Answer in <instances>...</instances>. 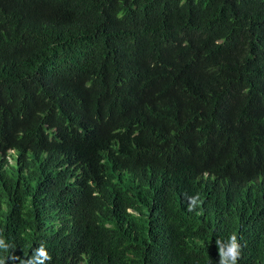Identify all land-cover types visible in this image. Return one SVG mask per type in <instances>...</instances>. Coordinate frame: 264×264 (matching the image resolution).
<instances>
[{
    "label": "trees",
    "instance_id": "obj_1",
    "mask_svg": "<svg viewBox=\"0 0 264 264\" xmlns=\"http://www.w3.org/2000/svg\"><path fill=\"white\" fill-rule=\"evenodd\" d=\"M0 146L6 264H264V0H0Z\"/></svg>",
    "mask_w": 264,
    "mask_h": 264
},
{
    "label": "clouds",
    "instance_id": "obj_2",
    "mask_svg": "<svg viewBox=\"0 0 264 264\" xmlns=\"http://www.w3.org/2000/svg\"><path fill=\"white\" fill-rule=\"evenodd\" d=\"M50 139V137H48ZM62 140L47 141L40 143L41 145V174L45 178L56 166L58 170L62 171L69 181L81 184L84 174L81 173L79 165L84 163L83 158L80 156H74V161L64 159L62 160L61 148H55ZM9 153H12V149H7L4 153L0 146V161H11ZM40 158V156H39ZM99 163H104L99 159ZM98 161L97 164L99 165ZM104 170L108 176L115 175L116 172H121L122 166H118L117 163L110 161V163H104ZM163 171L156 166H147L144 174L140 178L133 179L134 190L140 187H150L155 184L158 179L163 175ZM82 185V184H81ZM83 186V185H82ZM95 192L96 189L90 188ZM186 197V196H185ZM184 197V198H185ZM188 211H194L196 207L202 202L199 196L189 197ZM128 211H130L128 209ZM215 246L218 253L217 264H238L241 256V244L239 243L238 235L235 233L230 234L226 239L217 237L215 239ZM11 246L5 242L3 237H0V252L7 253ZM17 259L14 255H8L0 257V264H6V260L15 261ZM52 257L48 254L46 247L43 243L39 247L33 249L32 255L27 259L21 260L20 264H46L51 261ZM167 264H170L169 262Z\"/></svg>",
    "mask_w": 264,
    "mask_h": 264
}]
</instances>
